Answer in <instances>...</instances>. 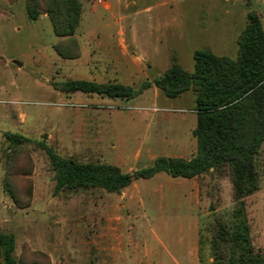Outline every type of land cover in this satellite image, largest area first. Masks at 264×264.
Masks as SVG:
<instances>
[{"label": "rangeland", "instance_id": "rangeland-1", "mask_svg": "<svg viewBox=\"0 0 264 264\" xmlns=\"http://www.w3.org/2000/svg\"><path fill=\"white\" fill-rule=\"evenodd\" d=\"M79 1L80 21L70 40L58 36L54 43L48 18L28 19L24 0H14L12 6L0 0V231L14 235V255L21 264H99L101 229L115 217L117 205L121 216L125 208L122 190L66 189L54 195L53 172L43 150L30 144L13 152L5 131L44 140L78 162L114 164L127 172L149 165L154 156L176 152L178 145L184 147L176 153L189 157L196 149L191 90L169 98L151 86L136 97L112 99L63 92L54 85L86 79L135 86L172 62L192 71L195 49L236 57L245 9L262 13L264 25V0H250V5L249 0H237L233 7L230 0H176L167 37L156 22L149 29V17L158 12L157 0ZM225 9L233 13L232 19ZM185 20L200 21L202 34L180 39ZM56 47L71 56L59 55ZM153 54L161 59L154 61ZM257 172L258 188L241 200L233 197L226 168L186 180L173 178L171 183L165 180L171 176L162 172L149 178L146 188L156 194L151 203L164 205L165 220L174 214L173 204L162 198L167 186L186 193L179 198L177 215L195 211L201 238L209 243L214 239L225 255L237 254L240 248L227 234L232 230L248 227L252 243L264 247V142ZM136 185L143 189L141 182ZM148 205L144 210L136 205L124 219L125 225H133L135 239L141 237L147 216L151 223L159 216Z\"/></svg>", "mask_w": 264, "mask_h": 264}, {"label": "trees", "instance_id": "trees-1", "mask_svg": "<svg viewBox=\"0 0 264 264\" xmlns=\"http://www.w3.org/2000/svg\"><path fill=\"white\" fill-rule=\"evenodd\" d=\"M24 1L28 19L36 20L45 14L53 33L70 40L80 21L79 0ZM237 45L235 58L217 55L210 49H195L192 71L172 62L161 74L151 80L143 79L135 86L86 79H66L54 85L63 92L79 91L112 99L133 98L151 86L169 98L191 90L195 95L196 120L192 133L196 149L189 157L157 156L149 165L127 172L114 164L78 162L60 155L44 140L15 132L5 131L4 139L13 152L30 144L43 150L53 172L54 195L80 188L118 193L133 180L147 179L159 172L192 178L226 168L233 197L241 200L258 188L257 156L264 142V30L254 11L246 13V24L238 35ZM56 51L63 57L71 56L58 47ZM7 188L15 196L10 181ZM248 230L247 227L227 233L235 247L240 248L237 254L225 255V249L213 239L212 260L200 264H264V247L252 243ZM14 249V235L0 231V264H21Z\"/></svg>", "mask_w": 264, "mask_h": 264}, {"label": "crops", "instance_id": "crops-1", "mask_svg": "<svg viewBox=\"0 0 264 264\" xmlns=\"http://www.w3.org/2000/svg\"><path fill=\"white\" fill-rule=\"evenodd\" d=\"M85 1H87V4L90 2V0ZM174 1L176 2V0H157L155 2L154 6L157 7L158 12H156L155 16L149 17L150 30H152L153 27H156V22L158 28L162 29L163 36H165L171 24L170 18L173 17V14H171L172 10H175L172 9ZM230 1L233 4L232 7L236 5L235 2L237 0ZM240 2L243 3V1ZM8 4L12 6L11 3ZM103 4H105V2ZM148 8H150V6L145 9ZM251 11H254L258 15L264 30L262 13L253 9ZM244 12V15L246 16L248 10L245 9ZM224 13L230 14L232 19L233 13L230 12V10L225 9ZM42 18L48 17L45 14H42L37 19ZM200 23V21L197 22L192 20H185L184 23L181 22L180 28H183L184 31L180 33V39L183 40L185 37L187 38L189 34H192L197 38L199 34H202L204 28ZM211 25L215 28L219 27L217 21H212ZM151 34L152 33L149 32V36ZM60 39L61 37L55 35L54 43ZM211 51L217 54L215 50ZM155 56L156 54H153L152 56L154 61L161 59L160 57ZM183 147L184 146L178 145L176 150H182ZM193 151L194 150H192L191 153H193ZM176 152L164 153L162 155L187 157L182 153ZM155 157L156 156L150 158L151 162ZM159 173L150 178H156V176L160 175ZM165 178H167L165 180H169V183L172 182L173 178L182 179L181 177L167 176H165ZM148 179L149 178L133 180L129 186L122 189L120 195L122 199L120 200L124 203V216L119 214V206L117 205V214L115 217L109 218V221L107 219L105 226L101 229L99 235V264H200L201 261H211L210 243L208 241L205 242L201 238L202 230L199 217L195 211L193 215H177L176 209L178 208L177 205L180 200L179 198L181 196L186 197V193H181L178 189H173L170 185L167 186L166 194L162 195V198H167L170 204H173L174 214L169 220H165L161 214L164 205L156 206L150 201L154 196L156 197V194H151L149 189L146 188L149 182ZM183 179L186 180L189 178ZM138 182H141V186H143L142 190L137 188L136 184ZM144 199L146 200L144 201ZM148 203L157 213H159V216L153 223H151L147 216V225L142 228L141 237L135 239L132 237L133 225L130 222L125 225L124 219L129 217L130 213L137 208L136 205L144 210V207L147 206Z\"/></svg>", "mask_w": 264, "mask_h": 264}, {"label": "built area", "instance_id": "built-area-1", "mask_svg": "<svg viewBox=\"0 0 264 264\" xmlns=\"http://www.w3.org/2000/svg\"><path fill=\"white\" fill-rule=\"evenodd\" d=\"M106 0H93L94 4H103Z\"/></svg>", "mask_w": 264, "mask_h": 264}]
</instances>
